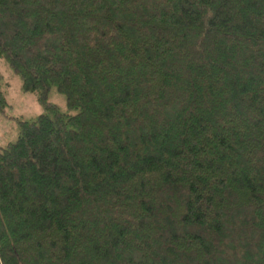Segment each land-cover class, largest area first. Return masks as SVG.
Segmentation results:
<instances>
[{
	"label": "trees",
	"instance_id": "16d2710c",
	"mask_svg": "<svg viewBox=\"0 0 264 264\" xmlns=\"http://www.w3.org/2000/svg\"><path fill=\"white\" fill-rule=\"evenodd\" d=\"M0 58V264H264V0H0Z\"/></svg>",
	"mask_w": 264,
	"mask_h": 264
},
{
	"label": "rangeland",
	"instance_id": "374dc122",
	"mask_svg": "<svg viewBox=\"0 0 264 264\" xmlns=\"http://www.w3.org/2000/svg\"><path fill=\"white\" fill-rule=\"evenodd\" d=\"M1 88L8 101L6 110L0 112V147L14 143L19 137L18 121H31L44 112L43 105L35 94L25 92L21 78L16 75L8 63L0 58ZM49 102L68 113L66 96L53 87Z\"/></svg>",
	"mask_w": 264,
	"mask_h": 264
}]
</instances>
